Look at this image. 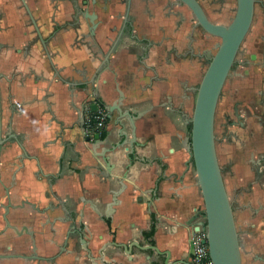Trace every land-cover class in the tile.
I'll return each mask as SVG.
<instances>
[{"label":"crops","instance_id":"obj_1","mask_svg":"<svg viewBox=\"0 0 264 264\" xmlns=\"http://www.w3.org/2000/svg\"><path fill=\"white\" fill-rule=\"evenodd\" d=\"M88 10L99 22L94 36ZM0 16L6 140L0 152V264H31L5 258L6 193L13 204L25 197L41 208L57 207L53 216L63 232L52 240L56 246L44 244L42 255L50 260L42 264H74L73 254L51 258L73 222L61 221L63 208L71 215L84 213L96 249L112 236L87 201L105 213L122 185L126 189L113 215L116 241L137 240L169 251L170 262L190 261L196 229L190 221L204 201L193 162L185 166L191 140L187 120L207 68L195 54L213 44L204 42L191 12L176 0H112L108 13L90 0H0ZM249 75L235 78L237 91L230 92L244 127L232 124L226 131L224 147L231 153L224 158L229 167L224 181L244 245L243 264H263L258 258H264V74ZM118 89L125 96L121 111L138 117L134 149L130 122L117 111L107 112L101 143L84 138L85 109L98 102L105 109L113 106ZM14 252L22 253L19 241ZM106 255L114 264L165 260L136 248L132 256L120 248Z\"/></svg>","mask_w":264,"mask_h":264},{"label":"water","instance_id":"obj_2","mask_svg":"<svg viewBox=\"0 0 264 264\" xmlns=\"http://www.w3.org/2000/svg\"><path fill=\"white\" fill-rule=\"evenodd\" d=\"M177 1L186 5L192 11L199 26L203 28L205 33L221 40L215 46V54L209 53L210 62L208 68L200 85L196 88L197 97L193 115L187 120L192 128L191 140L187 147L190 157L185 166L188 169L190 163L193 161L204 201L203 209L198 211L190 223H195L200 218L204 220V223H198L196 231L199 229L206 231L207 238L205 243L208 245L209 257L213 264H243V253L245 250L236 225L234 206L225 185L223 169L218 157L215 119L225 83L237 63L242 45L252 29L256 0H237L235 15L228 26L210 22L198 0ZM111 2L112 0H90V5L108 13V5ZM23 3L28 8L25 1ZM84 14L90 21L91 34L94 36L99 25L97 15L89 10ZM99 71L97 69L96 73ZM1 80L2 75L0 74V84ZM118 93V102L108 107L106 112L113 113L117 111L121 119H128L132 128V141H130V145L134 149L136 141L135 121L138 117L133 116L130 112L121 111V104L125 96L119 89ZM97 108V105L92 106L93 111H96ZM5 141L2 132L0 90V152ZM95 141L101 143V136L96 135ZM121 188L113 193L112 202L108 205L105 213H102L94 202L88 201L100 220L106 221L109 224L108 234L114 239V241H107L103 245L100 254L104 256V252L108 249L120 248L123 249L125 255L132 256L133 249L136 248L140 252L153 251L158 258L165 257L163 264H193L184 259L170 262L171 253L169 251L162 252L154 245H141L137 240H133L129 244L115 241V232L117 230L113 227V215L115 208L120 205L118 198L126 189L124 185ZM82 241L86 242V240ZM258 260L264 264L263 257H259ZM155 264L161 263L156 261Z\"/></svg>","mask_w":264,"mask_h":264},{"label":"flooded vegetation","instance_id":"obj_3","mask_svg":"<svg viewBox=\"0 0 264 264\" xmlns=\"http://www.w3.org/2000/svg\"><path fill=\"white\" fill-rule=\"evenodd\" d=\"M198 2L200 3V5H201L204 13L206 14L207 18L209 19V21L214 23V24L228 26L231 23L234 15H235L236 7L234 9L233 6H231V3L233 2V0H198ZM180 5L185 6L191 12L196 27L203 34L204 42H206V40L209 39V41H212V43H213V44H211L210 48L204 49L201 53L195 54V56H197L199 59H201L203 61L204 65H206V67L208 68V65L210 62L209 53L215 54V52H216L215 46L221 40L217 37H213V36L205 33L203 28L201 26H199V24H198V22L194 16V14L192 13V11L186 5L181 4V3H180ZM236 6H237V0H236ZM259 15H260L261 19L258 18ZM217 17L221 18V19H226L227 23L226 24L216 23L215 21H213V19L217 18ZM258 22L260 23L259 26H258ZM251 31L253 33L251 34L249 39H247V38H248V35L250 33L247 35V37L244 41V43L247 44L245 46L246 49H245L244 57L242 59H239L240 54L238 55L237 63L235 64V66H234L232 72L230 73L229 77L232 75V73H235L234 78H241V77L248 78V77H250L249 74H252V73L257 74V75L258 74H261V75L264 74V0H256L255 18H254V22H253V26H252ZM207 68H206V70H207ZM206 70H205V72H206ZM205 72L203 73V76H204ZM229 77H228V79H229ZM202 79H203V77H202ZM228 79H227V81H228ZM227 81H226V83H227ZM247 81H248V79H247ZM226 83H225V86H226ZM225 86L223 89V93L225 90ZM223 93H222V96H223ZM195 94L197 97V91L196 90H195ZM222 96H221V98H222ZM221 98H220V100H221ZM219 103H220V101H219ZM94 105H97V107H98L97 110L99 108H102L107 115L105 106L102 103L98 102ZM86 109L84 111V113H85L84 118H83L84 123H85V117H86V113H87ZM88 109L92 112H95L92 110V107L88 108ZM232 109H233L232 115L231 116L227 115V120H228L226 123L227 130L229 127L232 126V124H237L240 127H244V124L242 122V118L240 116V109H239L238 105L234 106ZM191 117H189V118H191ZM107 122H108V119L106 120L105 131L102 134H104L106 132ZM84 123H83V125H84ZM188 125H189V130L191 132L192 127L190 124H188ZM102 134H100L101 137H102ZM97 135H99V134H97ZM230 135H231V133H230ZM84 138L87 142L95 141V137L92 140L90 138H87L84 135ZM193 165H194V163H193ZM1 182L2 181L0 179V185H2ZM6 198H7L6 204L5 203L3 204V201H2V204H3L2 218L4 221V225H5L4 233L7 235V237H6L7 241L6 242H9V243H5V247L7 249L6 250L7 253L5 256L6 260L11 262L14 259H20V260L24 261V263H25V260H27V262H29L31 264H42L43 261L50 260V258L45 259L46 256L42 255L43 254L42 248L44 247V244L49 245V247H52L53 245L56 246L55 241H52V240H54L58 234L63 232V228L61 229V226L56 225V223H55L56 217L53 216V213H55L57 207H55V205H53V204H49L48 206L41 208L40 205H38L37 203L35 204L33 202L31 203V202L27 201V199L25 197H24V200L20 204H18V205L13 204L9 200V194L8 193H6ZM87 205L91 208L88 201H87ZM63 210L66 213H65V216L63 217V219H61V221L64 222V224H65L72 219L73 222L71 223V226H68V228L65 231V235H64L65 240H64L63 244L58 246V252L55 255H53L51 258H55V257L60 256V255H61L60 257H62V254L69 253L70 256L73 254V256H71V257H73L71 259V261L74 264H114L115 263L114 261H109L107 259L106 254L108 253L109 250L117 249V248L108 249L107 251L104 252V254H103L104 256H102L100 254V251L106 242L102 243L96 249L94 248L93 242L95 241L94 240L95 235L90 231V229L86 225V221L84 220V213L77 210V211H74V213L71 215V210H69L68 208L67 209L63 208ZM92 212H94L93 209H92ZM42 217H44V219H42ZM97 217H99V216H97ZM99 221H101V220L99 219ZM202 222L204 223V220L202 218L198 219L195 222V228L198 227V223H202ZM196 232L197 231L195 229L193 236L191 238V241H190V249H189L190 250L189 251L190 261L189 262H191L193 264H197L194 261L195 246L193 243V237H194ZM8 233H9V235H8ZM115 235L117 238V232H115ZM24 238H25V240H24ZM116 238H115V241H116ZM102 239H103V237L101 239L98 237L99 241H102ZM82 240H86V242H84ZM12 241L14 243H12ZM18 241L21 244L22 253L19 252V254H15L14 247L16 246ZM111 241H114V239H111ZM74 243L76 246L74 245ZM70 247L72 250L69 252ZM74 253H76V254H74ZM112 260H113V258H112Z\"/></svg>","mask_w":264,"mask_h":264},{"label":"rangeland","instance_id":"obj_4","mask_svg":"<svg viewBox=\"0 0 264 264\" xmlns=\"http://www.w3.org/2000/svg\"><path fill=\"white\" fill-rule=\"evenodd\" d=\"M231 6H233V8L235 9L236 7V0H233V2L231 3ZM253 32L251 31L250 34L248 35V38L251 36ZM248 41V40H247ZM247 44L244 43L242 46V50L241 53L239 55V59H242L244 57L245 54V49ZM234 74L232 73V75L229 77L226 86H225V90L223 93V96L220 100V103L218 105L217 108V113H216V119H215V134H216V138H217V152H218V157H219V161H220V165L223 169V175H224V179H228L229 175H228V165L225 161V157H227V155L229 156V154L226 151V148L224 147V140H225V136H226V131H227V127H226V123H227V115H232L233 112V106L232 103L230 102V92L236 90L237 89L234 87V84H236L235 78H234ZM238 90L242 91V83H239V86L237 87ZM246 264V262L244 263Z\"/></svg>","mask_w":264,"mask_h":264},{"label":"built area","instance_id":"obj_5","mask_svg":"<svg viewBox=\"0 0 264 264\" xmlns=\"http://www.w3.org/2000/svg\"><path fill=\"white\" fill-rule=\"evenodd\" d=\"M107 115L102 108L92 112L88 109L84 123V135L93 140L95 135L102 134L106 128ZM207 238L206 231L199 229L194 237L195 246L194 261L197 264H213L209 257V248L205 243Z\"/></svg>","mask_w":264,"mask_h":264},{"label":"trees","instance_id":"obj_6","mask_svg":"<svg viewBox=\"0 0 264 264\" xmlns=\"http://www.w3.org/2000/svg\"><path fill=\"white\" fill-rule=\"evenodd\" d=\"M105 133L104 134H102V138H105ZM153 231H154V229H152V232L151 233H153Z\"/></svg>","mask_w":264,"mask_h":264}]
</instances>
